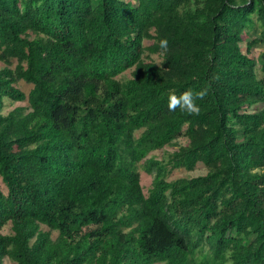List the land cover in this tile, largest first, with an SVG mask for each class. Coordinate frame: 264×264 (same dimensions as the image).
Returning a JSON list of instances; mask_svg holds the SVG:
<instances>
[{
	"label": "trees",
	"instance_id": "16d2710c",
	"mask_svg": "<svg viewBox=\"0 0 264 264\" xmlns=\"http://www.w3.org/2000/svg\"><path fill=\"white\" fill-rule=\"evenodd\" d=\"M0 62V264H264V0H0Z\"/></svg>",
	"mask_w": 264,
	"mask_h": 264
},
{
	"label": "rangeland",
	"instance_id": "374dc122",
	"mask_svg": "<svg viewBox=\"0 0 264 264\" xmlns=\"http://www.w3.org/2000/svg\"><path fill=\"white\" fill-rule=\"evenodd\" d=\"M259 51H260V49H257L256 53H258ZM152 58L154 60H156L157 62H160L159 57L153 56ZM3 66H4V64L0 62V68H2ZM19 87L23 91H25L27 94L30 92V90L32 88L31 85H29L25 82H20ZM26 105H27V103H22V102H17V103H13V104L8 103V106L5 109V113L9 112L10 110H12L18 106H26ZM186 144H187V140L185 138H181L177 141L176 145L167 146L163 150L157 151V152L153 153L152 155L157 157L160 160H166L169 158V156L173 152H175L179 148V146L186 145ZM206 171H207L206 168L201 164H199L196 167V169L194 171H191V172H188L185 170H174L171 173V175L169 176V180H173V179L181 178V177H197V176L206 174ZM140 173H141V183H142V186L144 188V192L146 194H148L150 188L152 187L154 175H150L142 169L140 170ZM0 185L2 186V184H0ZM7 231H9V230L7 229ZM4 264H17V263H15L14 261H12L10 259H6Z\"/></svg>",
	"mask_w": 264,
	"mask_h": 264
},
{
	"label": "clouds",
	"instance_id": "9594fccd",
	"mask_svg": "<svg viewBox=\"0 0 264 264\" xmlns=\"http://www.w3.org/2000/svg\"><path fill=\"white\" fill-rule=\"evenodd\" d=\"M167 40H161V49L167 50ZM207 95V89H203L197 92H193L191 89L182 92L177 95L175 92H170L168 95V110L175 112L179 109L181 112L189 115H198L200 107L197 104V100H203Z\"/></svg>",
	"mask_w": 264,
	"mask_h": 264
}]
</instances>
